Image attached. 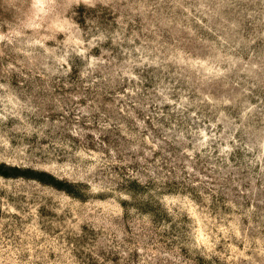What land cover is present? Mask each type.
Returning a JSON list of instances; mask_svg holds the SVG:
<instances>
[{"label":"rangeland","instance_id":"374dc122","mask_svg":"<svg viewBox=\"0 0 264 264\" xmlns=\"http://www.w3.org/2000/svg\"><path fill=\"white\" fill-rule=\"evenodd\" d=\"M0 264H264V0H0Z\"/></svg>","mask_w":264,"mask_h":264}]
</instances>
